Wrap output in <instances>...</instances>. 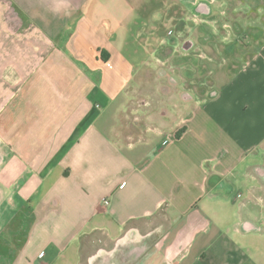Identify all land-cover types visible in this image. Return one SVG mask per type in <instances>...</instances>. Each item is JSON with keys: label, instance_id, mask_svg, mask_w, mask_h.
I'll list each match as a JSON object with an SVG mask.
<instances>
[{"label": "crops", "instance_id": "crops-1", "mask_svg": "<svg viewBox=\"0 0 264 264\" xmlns=\"http://www.w3.org/2000/svg\"><path fill=\"white\" fill-rule=\"evenodd\" d=\"M3 1L0 264H264L240 228L264 181V0H15L74 30L39 55ZM152 69L161 111L134 132Z\"/></svg>", "mask_w": 264, "mask_h": 264}, {"label": "rangeland", "instance_id": "rangeland-1", "mask_svg": "<svg viewBox=\"0 0 264 264\" xmlns=\"http://www.w3.org/2000/svg\"><path fill=\"white\" fill-rule=\"evenodd\" d=\"M28 1L32 4L31 11L35 9L39 16L42 15L44 11L58 9L59 7L58 5H55L53 1H52L53 3L51 2L45 8L39 7L38 5H33V0H25L26 3ZM116 1H117L116 3L117 6L124 5V3L122 2H118V0ZM3 4L4 6L2 9H3L4 21H6L8 24L10 23L11 27L15 28L14 31L13 29L12 31L15 33L17 37L19 36V38L17 39L21 43L19 47V51L21 53H25L27 49L30 50L31 52L27 38L29 35L33 37L35 36L37 40L41 42V43L39 42V44H36V53L39 55L51 49L61 39L71 37L73 34L74 30L72 28L57 29L53 32V34L52 33L49 34L50 33L49 31H46L43 28H39V29L37 28L39 26L36 22H34L35 19L32 16V14L35 15L34 12L32 13H30L31 11L28 12L22 7L21 4L15 2V0H4ZM141 15L144 14L141 13ZM143 18L139 15V19L138 20L135 19V21L140 23V21H142ZM128 20L126 21L122 20L123 24L128 26L129 25ZM117 21H121V20L117 19ZM13 22L15 23V25ZM33 26L36 27L33 29ZM43 38L45 43H43ZM10 47L11 46H8V49ZM0 55H2L1 52ZM22 60H24V57L22 58ZM37 62H38L37 60L35 62H32L31 64H29V67H33L34 64H36ZM22 63L25 64L24 61H21V64ZM13 65L14 64H10V66ZM6 66L9 67V65ZM147 74H148L147 79L149 80V83H146L144 81L146 78L145 77L143 78V76L142 78L141 77L137 78V80L141 79L140 82L138 81L139 83L135 82L137 85H142L144 87V91L147 90V92H143V93L138 92L136 94L137 95L136 99L133 101V104L139 108L137 111L138 115H136L137 116L136 120L133 119L135 122L133 123L134 125H132V129L134 132H139L140 128L144 127V124L147 126L150 124H155V118L159 116V113L161 111V106H162L161 95L154 93L156 92V90H158L156 86L158 85L157 78L159 77V75L157 74V71L155 69L148 71ZM10 77L13 78L14 80H17V77H13L11 75ZM144 101H150V104L143 105ZM140 103L144 107H140ZM1 119L2 118L0 117V128H2L3 126V119L2 120ZM3 129H5V127H3ZM9 138L10 135H8L6 138L7 141L9 140V145H10ZM9 150H11V148H9ZM244 183H246V180H244ZM257 184H259V188L254 192V194L253 193L251 194L252 197H250L251 196L250 192L246 187L248 184H244L242 186L243 188H239L241 200H246L250 197L252 207L255 211V214L257 215V217L255 218L251 216L250 217L245 216V219H248V223L240 225V228L243 230L242 233L243 236H245L244 240H247L249 243L252 244L254 248H257L255 249L256 250L255 255L261 262L264 263V181L258 180ZM4 198H5L4 201H7L9 199V197H7L6 195H4ZM243 236L240 235V237ZM249 243H247L246 246H249L250 245Z\"/></svg>", "mask_w": 264, "mask_h": 264}, {"label": "flooded vegetation", "instance_id": "flooded-vegetation-1", "mask_svg": "<svg viewBox=\"0 0 264 264\" xmlns=\"http://www.w3.org/2000/svg\"><path fill=\"white\" fill-rule=\"evenodd\" d=\"M1 139V138H0ZM0 148H1V140H0ZM2 160H3V155H2V153H1V151H0V165H1V163H2Z\"/></svg>", "mask_w": 264, "mask_h": 264}, {"label": "built area", "instance_id": "built-area-1", "mask_svg": "<svg viewBox=\"0 0 264 264\" xmlns=\"http://www.w3.org/2000/svg\"><path fill=\"white\" fill-rule=\"evenodd\" d=\"M105 202H108L107 200H105Z\"/></svg>", "mask_w": 264, "mask_h": 264}]
</instances>
